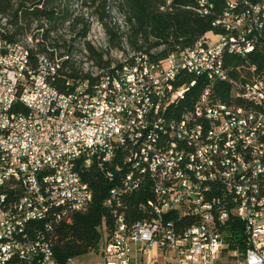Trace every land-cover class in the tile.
Wrapping results in <instances>:
<instances>
[{"label":"built area","instance_id":"built-area-1","mask_svg":"<svg viewBox=\"0 0 264 264\" xmlns=\"http://www.w3.org/2000/svg\"><path fill=\"white\" fill-rule=\"evenodd\" d=\"M207 1L201 12L208 11ZM228 4L222 21L235 33L218 35L216 42L204 37L164 62H150L141 52L134 68L114 64L121 85H112L106 69L95 82L87 78L61 91L52 84L61 67L51 64L48 53L33 58L32 51L0 37V264H57L45 234L22 227V218L38 222L39 213L52 210L51 225L85 209L94 190L82 172L96 162L116 184L108 199L116 223L100 264H144L146 256L160 264V251L164 264H264V70L253 66L250 77L234 79L222 60L224 45L245 56L261 44L264 2L246 10L255 11V21H246V11L234 12L235 0ZM215 62H222V70H215ZM204 72H211L212 82L233 83L246 103L214 100L207 86L193 109L169 116L177 96ZM182 74L194 77L177 86ZM8 102H17V109L3 115ZM135 153H142V161H134ZM146 183L153 215L129 223L119 211L120 195ZM182 196L203 197V204L180 206ZM237 204H245V211H237ZM13 211H21V218H13ZM175 211L196 216L199 229L178 230L168 218ZM230 215L246 223L243 253L227 250L228 238L219 230ZM15 231L24 240L15 241ZM9 252H16V260H9Z\"/></svg>","mask_w":264,"mask_h":264},{"label":"trees","instance_id":"trees-1","mask_svg":"<svg viewBox=\"0 0 264 264\" xmlns=\"http://www.w3.org/2000/svg\"><path fill=\"white\" fill-rule=\"evenodd\" d=\"M89 5L97 4L95 14L102 22L107 34L108 42L115 48L126 51L123 45L126 39L134 53H145L153 61L166 58L174 51L194 47L208 33L215 35L235 33L228 30L222 21L225 13L230 10L228 4L232 0H208L204 10L200 0H114L116 9L123 15L125 28L117 23L108 22L112 19V8H108L109 0H85ZM73 0H0V14L8 19L6 37L10 41H23L32 36L36 46H28L34 58L38 52H46L51 57L63 58L61 68L52 79V84L61 91L70 92L84 79L95 82L98 78L86 71L75 57L76 47L74 41L77 36L68 40L63 35H58L60 29L68 24L70 33H75L77 26L82 22L81 15H75L70 8ZM234 12L242 13L251 5L264 2V0H235ZM164 7V8H162ZM89 30L87 23L77 32L78 37L86 38ZM26 41V40H25ZM88 56L95 65L110 68L113 59L108 55L109 50L94 46L91 41L84 40ZM155 49V50H154ZM82 51V50H81ZM121 63L117 62L116 64ZM122 65V63H121ZM225 65L229 68L232 78L238 79L245 75L250 77L256 71L264 70V38L261 44L247 55L228 52L225 55ZM192 74H182L176 82L177 86L190 82ZM211 86L214 100L226 103L245 104L246 100L238 94L233 83L225 80L212 82L204 76L199 77L194 86H191L177 103L168 108L169 116H179L183 112L194 108L203 90ZM20 109H28L20 105ZM124 153L115 159L119 162ZM82 175L94 190L91 203L83 210L69 212L58 222L48 225L45 222H33V231H42L49 240L57 264H67L70 260L87 255L100 249V244L113 230L116 217L114 206L108 204L111 197V188L116 185L106 174L104 166L99 163L83 170ZM153 198L149 183L140 190L120 195L122 206L129 223H136L151 218L153 213L148 207V200ZM177 226L184 229L197 221V217L178 211L168 215ZM228 238L227 250L245 252L246 223L241 218L230 215L225 224L219 228Z\"/></svg>","mask_w":264,"mask_h":264},{"label":"rangeland","instance_id":"rangeland-1","mask_svg":"<svg viewBox=\"0 0 264 264\" xmlns=\"http://www.w3.org/2000/svg\"><path fill=\"white\" fill-rule=\"evenodd\" d=\"M90 3L91 1H88V3H86L85 0H73V2L70 5L71 11L75 15H81L83 17V20L81 23L78 24L75 33L73 34L70 33L68 29V24H65V26L60 29L58 35H63L68 40H71V37L77 36V39L74 41V45L76 47L75 57L78 60V63L83 66L84 70L86 71L90 70L92 74H97L100 68L97 67V65L93 64V60L89 58L88 51L85 49V44H84L85 38H80L77 35V32H79L82 29L83 24L87 23L89 25L88 32H90V35L93 38L94 37L96 39L104 38L108 42V38H107V34H105L104 26L102 22L99 20V18L97 17V15L95 14L97 4L89 5ZM108 8L110 9L112 8L113 17L112 19L108 18L107 21L108 22L110 21L113 24L117 23L121 26V28L124 29L125 24H124L123 15L116 9V2L114 0H109ZM90 35H88L87 33L88 37L86 38V40H89L92 43L93 39L91 40L89 39ZM29 37H32V36H28L24 38L23 41L26 44H28V46L35 47L36 46L35 39L29 38ZM218 38L219 36L215 35L214 33L209 34V40H215ZM93 45L102 49L96 44H93ZM123 45L126 48V51L121 50L119 48H115L111 45L112 50L108 51V55L113 59V65L116 64L117 62H124L126 59H131L132 56L135 54L134 51L128 45L126 39H124ZM103 243H104V240L101 242L99 250L93 251L87 255H84L78 258H74L72 260L74 261L75 264H100L101 263V250H102ZM139 260H140V263H142L141 257H139ZM159 261H161L160 264H164L165 262L164 254L162 251H160V254H159ZM143 262L144 264H151L148 256L144 257Z\"/></svg>","mask_w":264,"mask_h":264},{"label":"bare ground","instance_id":"bare-ground-1","mask_svg":"<svg viewBox=\"0 0 264 264\" xmlns=\"http://www.w3.org/2000/svg\"><path fill=\"white\" fill-rule=\"evenodd\" d=\"M168 2H170V0H168ZM200 3L203 4V0H200ZM246 21H255V11H246ZM7 26H8V19L0 14V37L5 36ZM88 35H90V32H88ZM87 37L88 36H86V38ZM92 44H96L104 50H112L111 45L104 38L96 39L94 37V39L92 40ZM10 45H18L20 49L24 51H29V48L24 41H10ZM228 52H231V45L222 46V60H225V55ZM169 55H172V53ZM164 60L165 58L158 61H153L150 59V62H164ZM61 62L62 60L58 56L51 57V64L53 66L60 67ZM134 65H139V54L136 53L132 56L131 59H126L122 63L121 70H128V68H134ZM106 69H108V75L110 76L112 85H121V75H117L116 67L112 65L110 68L109 67L102 68L99 71H106ZM215 70H222V62H215ZM92 75L97 76L99 75V72L97 74H92ZM203 76L211 79V72H204ZM196 81H194V84L196 83ZM190 87L191 86L186 87V91ZM182 96L183 95L177 96V102ZM15 109H17V102H8L7 107L3 108V115H10L11 113H15ZM134 161H142V153H135ZM261 196L264 197V187H261ZM191 204H203V197L182 196V199H180V206H188ZM237 211H245V204H237ZM13 218H21V211H13ZM52 219H53L52 210H45V212L39 213L38 216L39 222L41 221V222L49 223L50 220ZM33 222H35V216H25V218H22V227H31V223ZM192 223L193 224L190 225V230L199 229V222H195V223L192 222ZM22 240H24V233H22V231H15V241H22ZM9 260H16V252H9Z\"/></svg>","mask_w":264,"mask_h":264},{"label":"crops","instance_id":"crops-1","mask_svg":"<svg viewBox=\"0 0 264 264\" xmlns=\"http://www.w3.org/2000/svg\"><path fill=\"white\" fill-rule=\"evenodd\" d=\"M209 34H210V33H208V34L205 36L209 42H216V41L219 40V38H218V39H215V40H209Z\"/></svg>","mask_w":264,"mask_h":264}]
</instances>
